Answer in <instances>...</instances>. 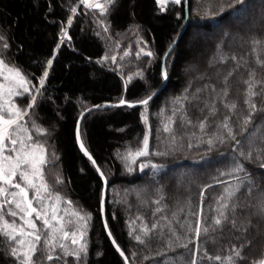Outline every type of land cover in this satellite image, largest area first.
I'll return each instance as SVG.
<instances>
[{"label":"trees","instance_id":"1","mask_svg":"<svg viewBox=\"0 0 264 264\" xmlns=\"http://www.w3.org/2000/svg\"><path fill=\"white\" fill-rule=\"evenodd\" d=\"M155 3L116 0L101 16L80 0H0L5 38L0 59L19 68L32 91L48 72L21 123L47 148L45 176L62 198L60 215L67 213L74 228L84 222L73 212L91 217L84 228L86 256L76 261L57 249L53 255L61 259L48 262L37 253L44 264H125L105 234L103 184L78 149L75 124L88 107L122 98L141 101L163 84L162 56L181 31L185 11L183 0L161 12ZM193 30L201 35L193 37ZM258 60L264 61V0H188L186 27L165 59L167 80L159 94L147 105L93 109L83 116L82 142L108 182L106 222L130 264H224L229 256L235 264L264 260V66ZM253 71L258 83L256 95L249 97L245 81ZM32 121L46 134L38 135ZM145 135L149 155L138 157L129 171L123 157L140 150ZM237 165L243 171H235ZM236 185L240 191L225 201L227 221L197 237V222L212 226L220 197ZM158 207L162 210L156 212ZM153 224L158 227L144 235V227ZM6 248L0 237V264H15Z\"/></svg>","mask_w":264,"mask_h":264},{"label":"snow or ice","instance_id":"2","mask_svg":"<svg viewBox=\"0 0 264 264\" xmlns=\"http://www.w3.org/2000/svg\"><path fill=\"white\" fill-rule=\"evenodd\" d=\"M169 2L180 4L181 0H156L161 11L165 10ZM80 3L87 9L99 10L100 15L103 16L116 3V0H103V2L101 0H80ZM71 12L75 14L76 8L73 7ZM68 23H72L71 17H69ZM105 30L107 31V28ZM62 35H67L66 30L62 29ZM4 40L5 38L0 36V41ZM254 43L259 44L261 41L257 40ZM3 47L7 48L8 44L6 42L3 43ZM125 55H128V53L125 52ZM144 55L151 56L152 53L145 52ZM112 59L115 62L116 57ZM257 63L264 66V61L258 60ZM51 64L52 61L49 60V68ZM3 69H7L10 73V76L4 77V79L9 81V86L6 89L7 97L31 93L30 81L27 80L19 68L9 67L3 59H0V71ZM47 75L48 72L45 70L43 77L39 80L40 87H43ZM230 75L231 73H229ZM164 76L166 78V73H164ZM225 81H227V77ZM245 83L248 85L247 95L249 97L256 95L253 89L258 82L255 81L254 71L249 73V80L245 81ZM35 91L39 93L40 89L36 88ZM224 95L225 97L228 95L227 88L224 90ZM7 97L5 96V86L0 84V237L7 241L6 254L15 261V264H44L43 261L36 259L37 253H42L48 262L54 259L59 260L61 256L72 257L76 261H81L88 250L87 243L84 240L86 235L84 228L87 220H90L91 217L73 212L72 215L78 221L84 222L79 228H74V221L65 218L68 215L67 213L60 215L61 209L57 201H61L62 198L58 192H53V188L47 182L45 176V169L49 163L47 148L45 144L34 139L25 123H21L29 115V110L34 107L36 96H31L27 107L24 109H21L13 100ZM120 103L124 104L125 101L122 99ZM139 103L147 105L148 100H141ZM246 103H249V101L246 100ZM225 107L234 109L236 105L225 104ZM250 107L254 110L256 106L255 104H250ZM211 114L215 115L214 109ZM142 119H146L143 114ZM248 122V119H246L245 123ZM204 127L205 124L201 122L200 128L203 129ZM223 127L227 128L226 122ZM32 128L35 129L38 135L46 134V129L39 127L35 121H32ZM164 130L168 131L167 126H165ZM229 134L231 133L229 132ZM77 141L80 143L81 151L88 156L89 160H92L84 144L80 141L79 130H77ZM208 143L211 145L212 141L209 140ZM156 154L164 155L165 153ZM146 155H149L147 135L144 137L143 147L140 150L135 153L130 151L123 157L128 170L131 171V165L136 163L138 157ZM93 164H95V161H93ZM143 167L144 165H141V169ZM152 167L156 168L157 166L152 165ZM261 167H264V164ZM97 171H100L99 168H97ZM235 171H243V167L237 165ZM101 175L103 174L101 173ZM56 183H62V180L57 177ZM239 191L240 185L225 189V195L220 197L218 201L221 207L216 210L219 212V217L214 219L212 226L201 225L198 221L195 226L197 237L202 233L207 235L210 231L215 230V226H220L224 221H227L225 210L229 208V204L225 201L231 200ZM63 203L70 205L71 201H63ZM156 203L159 204V201H156ZM161 210L158 207L156 212ZM101 211H103V201L101 202ZM260 213L264 215V208H261ZM6 217H11L12 219L8 220ZM233 226H235L234 222ZM104 227L105 230L108 229L107 222H105ZM157 227L158 225L156 224L151 225V228L145 226L144 235H147ZM109 236H111V232H109ZM136 239L140 241L141 237L137 236ZM68 240L71 241V245L66 243ZM113 243L115 244L114 240ZM57 249L60 250L61 256L53 255ZM117 251L122 256L124 255L119 247H117ZM234 254L238 258L241 257L239 249H235ZM215 259L220 261L222 257L216 256ZM125 264H127V258H125ZM191 264H196V261H191ZM224 264H235V261L232 256H229L224 259ZM259 264H264V260H261Z\"/></svg>","mask_w":264,"mask_h":264},{"label":"water","instance_id":"3","mask_svg":"<svg viewBox=\"0 0 264 264\" xmlns=\"http://www.w3.org/2000/svg\"><path fill=\"white\" fill-rule=\"evenodd\" d=\"M183 3H184V16H185V22H184V25L181 29V31L179 32V34L176 36V38L173 40V42L169 45V47L166 49V51L164 52L163 56H162V60H161V72H162V76H163V79H164V82L163 84L158 88L156 89L151 95H149L148 97H146L145 99L143 100H148V102H150L157 94H159V92L163 89L165 83H166V80H167V76L165 78L164 76V73H165V68H164V62H165V59L167 57V55L171 52V50L174 48V46L176 45V43L178 42V40L180 39L181 35L183 34L184 32V29L186 27V23H187V17H188V0H183ZM40 87V85H39ZM124 100V98H122ZM120 99V101L122 100ZM120 101L118 102H115V103H104V104H101V105H93L91 107H88L86 108L85 110L81 111L76 119V124H75V140H76V144L78 146V149L80 150V152L89 160L88 156H86L84 154L83 151H81V148H80V143H78L77 141V130H79V135H80V123H81V120L83 118V116L93 110V109H104V108H111V107H117V106H120V105H126L128 107H139V106H142L144 104H140L139 101L137 102H127L125 101L124 104H121ZM131 105V106H130ZM80 141L82 142V139H81V136H80ZM83 143V142H82ZM86 149V147H85ZM87 150V149H86ZM88 152V150H87ZM88 154L91 156V154L88 152ZM92 157V156H91ZM91 163L93 164V161H95V159L92 157V160H90ZM94 167L96 168V171H97V168L98 165L96 164V161H95V164H93ZM99 172L97 171L98 173V176L100 177L101 181H102V184H103V187H102V193H101V198H100V216H101V221H102V225H103V228H104V231H105V234L106 236L108 237L111 245L113 246V248L117 251V247L120 248V246L117 244V242L115 241V239L113 238L112 234L111 236H109V227L107 230H105V227H104V224L106 222V218H105V207H106V194H107V187H108V182L106 180V177L104 176L103 172L101 171V169L99 168ZM101 173L103 175H101ZM103 201V211H101V202ZM113 240L115 241V244L113 243ZM121 251H123L121 248H120ZM117 253L123 258L124 262H125V258L126 255L124 253V255L122 256L120 254L119 251H117ZM127 264H130L128 259H127Z\"/></svg>","mask_w":264,"mask_h":264},{"label":"rangeland","instance_id":"4","mask_svg":"<svg viewBox=\"0 0 264 264\" xmlns=\"http://www.w3.org/2000/svg\"><path fill=\"white\" fill-rule=\"evenodd\" d=\"M259 3H260V0H255V4H259ZM155 5H156V10L161 12L160 6L157 3H155ZM166 7H168V5H166ZM242 19L244 20L246 18L242 17ZM191 34L193 35V37L196 36V35L197 36L201 35L200 33L197 32V30L191 31ZM8 76H10V73L7 71V69H3L2 71H0V84H3L5 86V96L6 97H7L6 89L9 86V81L4 79V77H8ZM36 88H39L38 82L34 86V91H31V95L28 97V99H27V101L25 103L24 102L22 103V106L20 105V103L25 99L26 93L23 94V95H20V96H13V97H7V98L10 99V100H13L21 109H24V108L27 107V104L30 101L31 96L32 95L36 96V94H37V92L35 91ZM15 97H16V100L14 99Z\"/></svg>","mask_w":264,"mask_h":264},{"label":"bare ground","instance_id":"5","mask_svg":"<svg viewBox=\"0 0 264 264\" xmlns=\"http://www.w3.org/2000/svg\"><path fill=\"white\" fill-rule=\"evenodd\" d=\"M169 3H170V2H169ZM169 3H168V4H169ZM170 4H172V3H170Z\"/></svg>","mask_w":264,"mask_h":264}]
</instances>
